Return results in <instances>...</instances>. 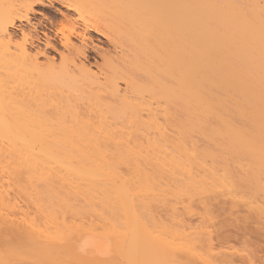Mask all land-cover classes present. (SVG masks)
<instances>
[{
	"label": "bare ground",
	"instance_id": "bare-ground-1",
	"mask_svg": "<svg viewBox=\"0 0 264 264\" xmlns=\"http://www.w3.org/2000/svg\"><path fill=\"white\" fill-rule=\"evenodd\" d=\"M216 198L264 218V0H0V264H233Z\"/></svg>",
	"mask_w": 264,
	"mask_h": 264
},
{
	"label": "rangeland",
	"instance_id": "rangeland-1",
	"mask_svg": "<svg viewBox=\"0 0 264 264\" xmlns=\"http://www.w3.org/2000/svg\"><path fill=\"white\" fill-rule=\"evenodd\" d=\"M55 8L66 10V8L59 3L55 4ZM37 9L42 10V8L40 7H37ZM72 13L73 15H75L73 11L71 12V14ZM38 17L40 18L41 16L37 15V18ZM65 27V31L67 33H70L74 29V25L70 23L66 24ZM91 36L93 37L95 43L99 45L101 50H107L109 48L112 49V45L108 43V41H106V39L102 36H99L94 32L91 33ZM74 41L77 42L76 39H74ZM56 57H58V55H56ZM88 60L94 65L97 62L100 63L101 58L96 51H91L88 52ZM93 68L95 69V66H93ZM241 161L243 162L245 160L239 158V162ZM224 199H226L225 196ZM222 200V198H216L212 200L214 208L213 214L215 215V217L212 221H209V228L212 230V243L215 251L218 252V256H220L221 254L223 256L224 254H226V251H229L228 253L231 254V257H233V264H248L245 255L249 251L251 253L249 254V257L253 258L252 260L254 264H264V237H262L264 233L261 230L262 228L260 229V227L264 224L263 222L262 225L260 224L261 221H264V218L260 217V219H257L259 217H254L255 222H260L255 223L253 218L252 220L251 218H247L248 216L246 217V214L250 215V213H247L249 210L246 211L248 208H245L244 206L243 208L241 207L242 205H239V207L241 208L238 209L237 207V210H235L236 208H234L233 210L232 207H228V202L225 203ZM199 205V201L195 200L194 206L198 208V210H201V207H199ZM199 218L200 217L198 214L192 216V223L194 225L199 224ZM206 223H208V221ZM255 229L261 230V233L258 230L256 231L258 233L254 232ZM230 252H232L233 254ZM27 264L31 263L27 262Z\"/></svg>",
	"mask_w": 264,
	"mask_h": 264
}]
</instances>
